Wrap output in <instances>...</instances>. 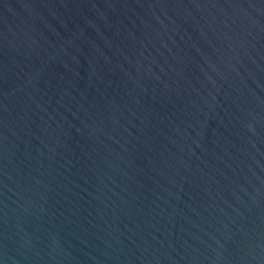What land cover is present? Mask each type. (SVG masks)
I'll list each match as a JSON object with an SVG mask.
<instances>
[{"label": "water", "instance_id": "water-1", "mask_svg": "<svg viewBox=\"0 0 264 264\" xmlns=\"http://www.w3.org/2000/svg\"><path fill=\"white\" fill-rule=\"evenodd\" d=\"M0 264H264V0H0Z\"/></svg>", "mask_w": 264, "mask_h": 264}]
</instances>
